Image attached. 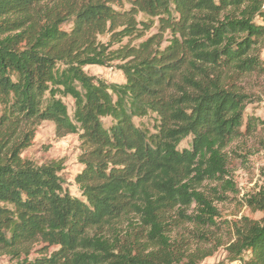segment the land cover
Segmentation results:
<instances>
[{
    "label": "trees",
    "instance_id": "trees-1",
    "mask_svg": "<svg viewBox=\"0 0 264 264\" xmlns=\"http://www.w3.org/2000/svg\"><path fill=\"white\" fill-rule=\"evenodd\" d=\"M263 44L264 0H0V256H210L187 255L171 229L226 223L214 205L236 193L226 150L264 125L245 119L252 99L226 78L264 74ZM91 66L115 68L124 82L106 84L87 74ZM43 122L57 137H78L80 198L65 187L61 162L21 157ZM248 205L263 217L227 225L230 264H264V187Z\"/></svg>",
    "mask_w": 264,
    "mask_h": 264
},
{
    "label": "rangeland",
    "instance_id": "rangeland-1",
    "mask_svg": "<svg viewBox=\"0 0 264 264\" xmlns=\"http://www.w3.org/2000/svg\"><path fill=\"white\" fill-rule=\"evenodd\" d=\"M68 28L69 26H64V29ZM152 32L154 29L150 31ZM100 40L106 42L107 37L100 38ZM259 56L264 66V44L259 48ZM85 71L88 75L106 84L124 82L122 73L115 68L91 66L85 68ZM226 80L234 83L238 89L252 99V103L246 108L245 119L255 117L264 122V74L253 73L243 76L229 74ZM64 103L71 114L72 101L65 99ZM105 124L109 123L105 122ZM187 143L188 141L184 142L179 148L187 147ZM226 153L229 160L230 177L236 193H228L226 195L228 200L214 202L219 219L221 222H226L221 225L222 230L212 231L204 228L197 230L190 225H180L171 229V238L183 244L187 255L200 257L210 254L198 261L200 264H230L225 259L227 255L225 249L229 241L227 225L235 224L242 218L258 221L263 217V213L250 207L248 201L258 198L264 187V125L262 128L258 127L256 132L235 141L227 148ZM78 154L77 136L57 137L53 124L43 122L36 127L31 146L23 152L21 157L35 165L52 161L61 162L63 164L61 176L65 181V187L70 195L80 198V192L74 182L75 176L82 168L77 162ZM193 208L194 206L188 210V213H191ZM201 235L203 237H200ZM0 264H15V262L6 256H0Z\"/></svg>",
    "mask_w": 264,
    "mask_h": 264
}]
</instances>
